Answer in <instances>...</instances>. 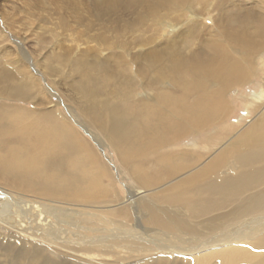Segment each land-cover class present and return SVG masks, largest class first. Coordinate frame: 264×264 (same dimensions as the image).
Segmentation results:
<instances>
[{
  "label": "bare ground",
  "instance_id": "bare-ground-1",
  "mask_svg": "<svg viewBox=\"0 0 264 264\" xmlns=\"http://www.w3.org/2000/svg\"><path fill=\"white\" fill-rule=\"evenodd\" d=\"M25 5L40 22L41 50L27 37L0 47V264H47L48 250L65 264H264V0ZM49 21L55 40L41 26ZM70 32L67 47L58 37ZM26 64L40 65L50 91ZM260 76L226 142L158 154L155 172L132 176L138 189L127 201L109 200L104 168L61 108L128 163L127 150L144 163L146 146L157 153L225 123L236 110L232 89Z\"/></svg>",
  "mask_w": 264,
  "mask_h": 264
},
{
  "label": "rangeland",
  "instance_id": "rangeland-1",
  "mask_svg": "<svg viewBox=\"0 0 264 264\" xmlns=\"http://www.w3.org/2000/svg\"><path fill=\"white\" fill-rule=\"evenodd\" d=\"M29 1L28 0H0V47L3 46L1 44L2 42L3 43L7 42V44L9 46L14 48L15 47L14 44L16 43V41L17 42L22 41V39H26V37H27V38H30V39H26L27 40V46H29V49H31L33 52H35L36 55H38L37 51H39L40 48L38 49L39 46H36V43H35L36 39H37V38H35V36L37 37V34H35V31H37L38 33L39 32L41 33L42 31H39L40 29L38 28L40 26V22H38V20H35V23H36V25H35V23L33 22V19H31V15L27 14L26 11H24V9H26L28 11L27 6L25 4H26V2H29ZM51 8H52V6H51ZM69 14L71 15L70 11H68L67 16H69ZM43 15L46 16L45 13ZM48 19H49V17H48ZM54 19H56V20H54ZM24 20H26L27 22H25ZM49 20L54 22V23H55V21L56 22L58 21V19L56 17L49 19ZM50 21H49V24L51 25L52 22L50 23ZM30 23H32V25L29 28L27 25L28 24L30 25ZM42 23H41V26L42 25H43V27L46 26L45 28L48 27L49 29L52 28L51 29L52 31H50V33L52 32V35L49 33L50 35L47 34V36H45V37H48V35H49L50 36L49 39L52 40L51 36H53V38L55 40V38L57 37L56 32H58L57 25L55 26L53 23L52 24L54 27L53 28V27H51L52 25L49 26L48 24H45V23L42 24ZM37 24H38V26H37ZM55 27H57V28L55 29ZM35 28H37L39 30H37ZM71 28H72V26H71ZM73 28H74V26H73ZM54 30H55V32H54ZM31 31H34V32L30 33ZM60 32H61V30H60ZM59 35H60V33H59ZM58 38L62 39L64 41L65 45L67 47H69V46L75 45V44H73L72 39L77 38V37H75V36L72 37L71 32H70V33L64 34V36H59ZM65 38H67V40ZM30 46H31V48H30ZM87 47H90V46H87ZM87 47H84V49H86ZM26 66L28 67L30 72L38 80L41 81L40 84H42L43 87L47 91H50L52 89L51 80L47 76L46 72L40 67V65L26 64ZM259 78L260 79H256L253 83H248L249 85H247L246 87H244L240 90L235 89V88L232 89L233 92L231 91L230 98L233 101L234 106H236V110L234 111V113L232 114L230 119H228L225 123H223L222 125L216 126V127L210 126V128L205 129L204 132L202 131V132L197 133L198 136H197V134H192V136L191 135L188 136L189 138L188 137H185V139L183 138L182 140H184V141L180 140V142L178 141L176 143H167L168 145L165 144L162 147H158L159 152H157V153H155L153 146L152 147L146 146L147 148L146 149L144 148L145 160L143 161L144 163L146 162L145 164L141 162V159H143V158H140V156H138V153H134L132 150H127L128 155H130L132 157V160L128 163L126 156H125L127 153L124 154L123 151L121 152V154L116 153L113 146L110 145L109 141L104 137H103L104 138L103 139L99 136H96L95 135L96 133L93 134L96 136V141H95L90 136V134L83 131V129H82L83 120L81 117H77V116L71 117L68 115V112H67L65 106H61V108L67 114V116L70 117V121L74 127V132L76 133V136H77V134L82 132V135H80L79 141H81V142L87 141L88 142L91 150H93L95 155H97L96 158H97V162L99 164L100 169L102 168L101 171L104 168L103 173L106 176L105 177L103 176L102 181L104 182L105 185L106 184L108 185L109 200L113 201L115 198H118V199L122 198L125 201H127L129 199V192H131L132 190L138 189V186L133 179L134 174L136 173V175H139V174L146 175V172L148 174L155 172L156 166L158 165V163L156 161V160H158L156 157V156H159L158 154H162L164 156H167L168 154H170L172 152H179L182 150H187L188 147L190 148L189 145H191V143H193L194 141H198L200 143V147H198V148H201L203 151L205 150L204 152H206L207 149H209V147H214L213 145H215V147L216 146L220 147L223 144V142H226L229 139V137H226L225 138L226 140L221 139L222 136L224 138V135H223L225 133L224 129L228 128V127H232V125H234V126L240 125L238 120H240V118L244 115L243 113L245 112L244 106L241 104L240 99L242 96H247L251 92H255L259 89L260 84H258V83H260L259 81H261L262 76H260ZM57 87H58V89H57L58 92H60L61 94L66 92V89L63 88L62 86L59 87L57 85ZM58 100H59L58 98H55L56 102H59ZM60 101H62V100H60ZM0 103H1V101H0ZM9 104H19V103L10 102ZM211 127H212V129H211ZM12 129H14V130H12ZM22 129H23L22 126H16V125L11 126V131L13 133L15 131H22ZM89 132H91V131H89ZM234 133H236V131H234L233 134ZM6 134L10 135L11 132H7ZM91 134H92V132H91ZM216 134H217V136H215ZM213 139H217V140H213ZM19 140H20V145H23V138H19ZM103 140H104V142H103ZM210 140H213V141H210ZM209 141H210V143H209ZM213 142L216 144H214ZM16 145H18V144H16ZM20 145H18V146H20ZM20 147L23 150H21ZM20 147H19L20 151L19 150L18 151H19V153L22 154L21 157H25L28 153V147L26 145H23ZM132 147H134V146L132 145ZM139 153H140V151H139ZM122 155L124 156V158ZM178 162H181V161H178ZM181 163H183V162H181ZM222 163H224V162H222ZM36 172H37V168L34 171H32L31 173H36ZM106 177H107V180L106 179L104 180V178H106ZM0 231H3L1 226H0ZM4 242H5V245L2 244ZM6 242L7 241H5L4 239H1L0 245L3 247H6ZM6 251H7V249L1 250V252L3 254H5ZM46 252L49 253L50 259H52L54 261L62 262L64 264L67 263L65 256L64 255L62 256L61 253L51 251V250H48ZM43 257L47 260V264H49L50 259L46 255H44Z\"/></svg>",
  "mask_w": 264,
  "mask_h": 264
}]
</instances>
